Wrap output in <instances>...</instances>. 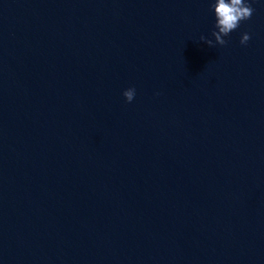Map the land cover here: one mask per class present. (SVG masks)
<instances>
[{"label": "water", "instance_id": "water-1", "mask_svg": "<svg viewBox=\"0 0 264 264\" xmlns=\"http://www.w3.org/2000/svg\"><path fill=\"white\" fill-rule=\"evenodd\" d=\"M253 8L213 48L209 0H0V264H264Z\"/></svg>", "mask_w": 264, "mask_h": 264}, {"label": "clouds", "instance_id": "clouds-1", "mask_svg": "<svg viewBox=\"0 0 264 264\" xmlns=\"http://www.w3.org/2000/svg\"><path fill=\"white\" fill-rule=\"evenodd\" d=\"M253 4L264 5V0H209V11L214 18L211 36H200V41L215 48L227 44V37L237 30L241 23L249 20L254 12ZM250 35L244 33L240 44L247 45ZM126 103L131 104L136 97V88L129 87L123 92Z\"/></svg>", "mask_w": 264, "mask_h": 264}]
</instances>
